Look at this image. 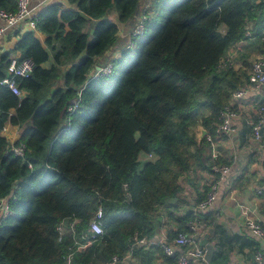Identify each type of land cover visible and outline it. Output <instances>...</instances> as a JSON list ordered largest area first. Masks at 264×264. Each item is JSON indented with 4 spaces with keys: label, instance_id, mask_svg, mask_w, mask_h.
<instances>
[{
    "label": "trees",
    "instance_id": "trees-1",
    "mask_svg": "<svg viewBox=\"0 0 264 264\" xmlns=\"http://www.w3.org/2000/svg\"><path fill=\"white\" fill-rule=\"evenodd\" d=\"M67 2L75 8L54 2L37 11L43 43L32 31L16 42L19 58L35 64L28 76L15 77L20 93L0 84V131L7 121L22 126L14 144L24 145L23 156L14 155L0 135V199L8 196L11 210L0 220V264H65L70 250L71 264H96L121 258L133 236L151 238L157 211L173 216L166 205H175L170 200L189 171L210 170L195 128L212 133L219 110L239 89L233 62L220 65L229 47L264 28V0H149L144 34L109 59L110 74L87 80L96 58L116 42L117 22L135 24L143 2ZM16 7V0H0L2 10ZM9 62L2 54L0 79ZM99 207L103 232L90 237ZM195 216L178 217L170 237L187 232ZM61 221H74V232L60 234ZM82 233L89 243L75 248Z\"/></svg>",
    "mask_w": 264,
    "mask_h": 264
},
{
    "label": "crops",
    "instance_id": "crops-1",
    "mask_svg": "<svg viewBox=\"0 0 264 264\" xmlns=\"http://www.w3.org/2000/svg\"><path fill=\"white\" fill-rule=\"evenodd\" d=\"M145 1L149 3V0ZM54 2L75 8V5L68 3L67 0H30L29 5L36 6L39 10L46 4ZM112 16L116 17V14L112 13ZM93 24L94 21H91L88 27L90 30ZM133 24L117 22L116 42L96 58L94 66L119 56ZM247 27L250 28V25ZM28 31H32L41 43L44 42L46 33L37 29L36 26H30L27 21H20L0 34V57L2 54H7L10 61L18 59L21 54L16 48V42ZM258 32L260 36L248 31L247 35L250 37L237 41L229 47L227 52L232 59L233 69L240 78L239 88L245 89V93L240 96L233 95L228 100V105L238 112V117L232 123V132L229 136H215L220 152L219 160L228 164L230 169L218 188L214 202L198 212L202 224L195 237L198 242L206 238L213 244L210 260H204L198 264H249L259 243L247 229L246 217L254 219L264 229V140H255L252 136V124L257 117L256 108L264 104V84L255 86L246 80L253 61L264 60V28ZM51 61L50 54L49 60L43 63V66H49ZM68 66L69 64L59 70L56 86L63 85V72ZM13 111L11 108L9 113L12 114ZM25 124L29 125L30 120ZM22 128L7 121L0 135L9 144H14ZM203 131L204 129L200 128L198 135L200 136ZM212 174L208 168L199 166L190 170V177L185 183V188L178 197L170 200V203L175 205H166L173 212V216H169L165 208H160L157 212L161 220L153 236L147 238L144 244H136L134 247L137 248L130 254H123L116 264H175L170 260H176V256L163 255L162 244L171 243L173 237H170V233L176 230L178 217L183 216L187 211L194 212L195 205L206 194V188L212 181ZM244 207L247 208L246 214L242 212ZM140 246H143V250H138ZM183 248L175 246V253ZM107 263L108 260H103L96 264Z\"/></svg>",
    "mask_w": 264,
    "mask_h": 264
},
{
    "label": "built area",
    "instance_id": "built-area-1",
    "mask_svg": "<svg viewBox=\"0 0 264 264\" xmlns=\"http://www.w3.org/2000/svg\"><path fill=\"white\" fill-rule=\"evenodd\" d=\"M30 0H16L17 7L15 11H5L0 9V34L4 31L17 24L20 21H27L30 26H35V18L37 15L38 9L36 6L29 5ZM147 10V9H144ZM149 10V9H148ZM149 18V12L143 11L138 15L137 22L134 24L131 29L130 39L128 44L125 46L126 49L133 47L136 37L142 36L145 30V21ZM248 34V31L246 32ZM231 58L229 55L226 56L225 60L220 64L224 66L226 64H231ZM34 62L28 57H22L18 59H12L6 66V71L2 78L0 79V84L6 86L12 93L19 94L20 89L17 86L15 77L18 76H28L34 69ZM113 69L112 60H108L104 65H99L95 67L91 74L88 75L87 80L91 77L98 75H107L110 74ZM248 82L255 86L264 84V60L257 59L253 61L248 72ZM245 93V89L239 88L235 90L233 95L240 96ZM79 102V98L76 97L74 100H71L70 105L68 106V111L71 112ZM257 117L252 124V136L255 140L261 141L264 140V104L257 106L256 108ZM238 117V112L234 110L230 105H225L219 110V120L215 124L214 131L210 133L206 129L201 133V137L206 141V155L210 159V171L213 173L212 181L209 182V188L206 191V194L203 199H201L194 209V213L197 214L200 210L212 204L217 196L218 188L220 187L222 181L226 178V175L229 172V165L223 162H217L220 152L217 148V139L215 136H229L233 130L232 123ZM9 150L14 155L23 156L24 154V145L23 144H10ZM242 207V206H241ZM242 212L246 214L247 208H242ZM11 213V210L8 206V198L0 199V220L3 216ZM101 213L102 210L99 207L93 217L91 218L88 231L90 237H97L102 234L103 228L101 225ZM201 219L198 216H195L187 222L188 231L187 232H178L172 239L171 243L162 244V249L165 255L176 256L175 264H198L205 260L204 253L205 248L198 242V239L195 237L197 230L201 226ZM245 225L247 229L256 237L258 240V246L254 250L252 260L249 264H264V229L252 218L246 217ZM57 229L60 234L64 232H74V221L67 222L61 221ZM147 242L146 237L133 236L129 244L128 249L124 255L130 254L133 250V247L136 244H144ZM89 243V238L87 233H82L77 237H74V246L75 248L86 247ZM181 246L184 247L178 253H175L174 247ZM71 254L70 250L65 256V264H71ZM117 256H112L107 264H116L119 260Z\"/></svg>",
    "mask_w": 264,
    "mask_h": 264
},
{
    "label": "water",
    "instance_id": "water-1",
    "mask_svg": "<svg viewBox=\"0 0 264 264\" xmlns=\"http://www.w3.org/2000/svg\"><path fill=\"white\" fill-rule=\"evenodd\" d=\"M99 64H96L95 67H98ZM199 243L204 246L205 248V253H204V258L206 261L210 260L212 251H213V244L208 242L206 238H202L199 240Z\"/></svg>",
    "mask_w": 264,
    "mask_h": 264
},
{
    "label": "rangeland",
    "instance_id": "rangeland-1",
    "mask_svg": "<svg viewBox=\"0 0 264 264\" xmlns=\"http://www.w3.org/2000/svg\"><path fill=\"white\" fill-rule=\"evenodd\" d=\"M142 2H143V5H142V8L140 10V13H142L143 11H148L149 12V15H150V13L152 12L150 9L149 10H144L146 8H150V6H149L150 4L149 3H146L145 0H142ZM136 19H138V17ZM130 33H131V30L129 31V34H128V37H127L126 41H128L130 39ZM195 129H196V134L198 136L200 127L198 126Z\"/></svg>",
    "mask_w": 264,
    "mask_h": 264
}]
</instances>
